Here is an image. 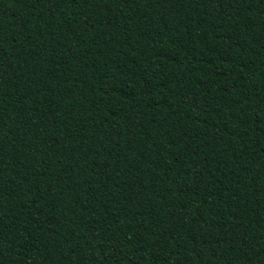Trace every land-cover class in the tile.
Here are the masks:
<instances>
[{"label":"trees","instance_id":"obj_1","mask_svg":"<svg viewBox=\"0 0 264 264\" xmlns=\"http://www.w3.org/2000/svg\"><path fill=\"white\" fill-rule=\"evenodd\" d=\"M0 264H264V0H0Z\"/></svg>","mask_w":264,"mask_h":264}]
</instances>
